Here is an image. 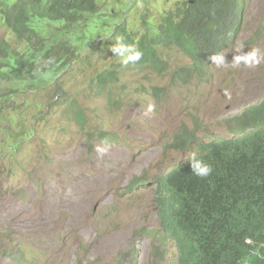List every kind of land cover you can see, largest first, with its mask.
<instances>
[{"label": "rangeland", "instance_id": "1", "mask_svg": "<svg viewBox=\"0 0 264 264\" xmlns=\"http://www.w3.org/2000/svg\"><path fill=\"white\" fill-rule=\"evenodd\" d=\"M240 1L244 19L223 53L226 63L211 64L198 81L175 80L192 60L174 47L159 49L163 73L118 65L125 75L103 95L94 80L120 64L110 50L88 60L79 47L80 61L31 87L0 79V93L18 88L0 98L8 123L0 127V264H178L175 243L162 241L154 184L196 157L199 144L232 137L238 118L264 100V63L227 64L241 45L245 53L264 50V0ZM175 2L99 0V6L103 16L116 17L102 20L110 29L126 21L141 34L144 16L156 24ZM56 26L40 22L45 36ZM99 34L93 41L104 38L101 44L111 35ZM2 40L16 42L0 17ZM71 100L82 108L83 123L69 116ZM149 105L153 111L145 114ZM182 130L195 139L175 150L170 145ZM96 145L108 147L107 155L100 157ZM140 183L153 185L135 187Z\"/></svg>", "mask_w": 264, "mask_h": 264}, {"label": "trees", "instance_id": "2", "mask_svg": "<svg viewBox=\"0 0 264 264\" xmlns=\"http://www.w3.org/2000/svg\"><path fill=\"white\" fill-rule=\"evenodd\" d=\"M243 7L240 0H177L156 24L146 22L144 16L139 34L126 21L115 22V29H110L109 22L102 20L116 21V17L103 16L99 0H0V17L16 38L15 45L0 41V79L31 87L43 75L64 72L80 61L79 47L86 48L89 60L93 53H108L111 42L119 38L143 53L126 69L151 66L162 72L166 63L159 49L174 47L192 60V67L178 72L175 80L206 77L210 57L235 39ZM40 22L59 26L45 36ZM78 25L84 28L76 32ZM97 31L111 35L101 44L104 38L93 41ZM118 65L94 80L97 95L125 75ZM17 90L3 91L0 98L10 99ZM109 93L113 99L115 90ZM68 103L69 116L83 123L82 108L75 100ZM4 118L0 111V127L8 125ZM198 159L211 165L209 176H195L187 163L159 182L155 202L164 236L176 244L178 264H238L247 250L246 233H260L264 245V131L250 146H241L229 165L215 164L209 154Z\"/></svg>", "mask_w": 264, "mask_h": 264}, {"label": "clouds", "instance_id": "3", "mask_svg": "<svg viewBox=\"0 0 264 264\" xmlns=\"http://www.w3.org/2000/svg\"><path fill=\"white\" fill-rule=\"evenodd\" d=\"M243 19L244 16L242 9L240 23L238 25V29L236 30L235 39L241 30ZM235 39H233L229 43V45L232 44ZM229 45H227L225 50L222 51L221 53L214 54L213 56L210 57L208 70L211 64H214L219 67L226 63L225 55L223 53L228 49ZM242 48H243L242 45L239 46L235 50L236 54L233 55V59L231 60V62H227V64L230 67L240 68L243 65L246 68H257L261 65V63H264V50H261L258 47H254L245 53L242 51ZM110 51L114 54L113 56L119 58V62L122 67L135 65L143 57V53L139 51L135 45H130L125 43L123 38L117 39V41L113 45H111ZM163 68H165V66ZM185 68H190V67H185ZM153 69L156 70V68ZM183 69H181L180 72H183ZM166 70H168L167 67L164 69V71L162 72L157 71V72L163 73ZM193 80L198 81L200 80V78H198L197 76ZM193 80L179 79L178 81L182 84H188ZM152 111H153V107L152 105H149L145 114L151 113ZM238 121H239V125L233 130L232 137L222 140H214V141L211 140L207 143L199 144L198 145L199 151L196 157L195 155H193L189 160H186L180 165L173 167L168 173L165 174L164 177L158 179L157 182L154 184L156 186L155 197H156V189L159 186V182L167 175L175 171L176 169L178 170L182 168L187 163H190L192 174H194L195 176L201 179L209 176L212 172L211 165L204 162L202 159H198L204 155L209 154L215 164L229 165L231 162H233V159H235L239 155L240 147L250 146L252 141L257 137V135L264 131V100H262L259 104L250 107L240 118H238ZM194 139L195 136L193 134H188L185 130H182L179 134H177L175 141L170 145V147H172L175 150H179L181 148L189 146L194 141ZM94 147H95V152L100 157L107 155L108 147H102L101 145H96ZM152 185H153L152 183H145V184L140 183L137 184L135 187L149 188ZM158 218L160 221L159 213H158ZM160 225H161V221H160ZM161 230L163 233L162 241L163 243H167L169 240H166L167 238L164 236L165 233L162 227ZM243 240L247 244V250L245 255L242 257V259L238 261V264H264V245L260 244V233L252 234V235H247L246 233L245 236L243 237ZM178 256H179V252H178Z\"/></svg>", "mask_w": 264, "mask_h": 264}, {"label": "bare ground", "instance_id": "4", "mask_svg": "<svg viewBox=\"0 0 264 264\" xmlns=\"http://www.w3.org/2000/svg\"><path fill=\"white\" fill-rule=\"evenodd\" d=\"M98 181V180H97ZM164 214V213H163ZM162 215V214H161Z\"/></svg>", "mask_w": 264, "mask_h": 264}]
</instances>
